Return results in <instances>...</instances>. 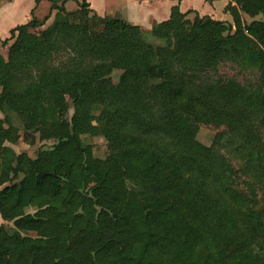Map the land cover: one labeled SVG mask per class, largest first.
I'll use <instances>...</instances> for the list:
<instances>
[{
	"label": "trees",
	"instance_id": "1",
	"mask_svg": "<svg viewBox=\"0 0 264 264\" xmlns=\"http://www.w3.org/2000/svg\"><path fill=\"white\" fill-rule=\"evenodd\" d=\"M48 1L44 19L33 15L2 41L0 215L14 227L0 224V264H264V146L251 128L264 126V0H231L233 21L176 4L150 28L101 16L88 0L76 10ZM226 63L255 74L248 102L194 111L192 93H242L221 74ZM100 104L113 116L97 113ZM11 113L55 143L17 153ZM202 124L218 129L208 144ZM85 134L116 148L100 158ZM242 231L248 246L224 254L218 238Z\"/></svg>",
	"mask_w": 264,
	"mask_h": 264
},
{
	"label": "rangeland",
	"instance_id": "2",
	"mask_svg": "<svg viewBox=\"0 0 264 264\" xmlns=\"http://www.w3.org/2000/svg\"><path fill=\"white\" fill-rule=\"evenodd\" d=\"M124 1L125 0H92V7L98 13H101L100 11L101 9L99 8V5H101L104 2L103 9L107 11L106 14L115 15L118 13H122L123 16H126L122 11L124 7L123 5ZM32 3H30L29 1L24 2L19 5L18 9L15 8L14 10H12L11 13L8 12L2 15L0 14V34L2 36L3 34H5L6 30L9 29V27L24 22L23 18L25 17V14L28 13V10L30 8L29 6ZM134 3H136V0H134ZM202 3H203L202 0H188L186 2H183L181 8L183 10H186L188 7L191 6L195 9L203 10L204 7ZM40 5L41 2L34 9L35 12L32 15H37L40 19H44L50 12L49 9L43 10V8L40 7ZM33 6L34 5H32V7ZM66 7L68 9H74L78 7V4L76 0H73L68 2L66 4ZM204 9L207 10V13H211L215 17H220V18L222 17V19L225 20V16L223 15L225 11H223L221 7L216 8L213 7L211 4V7L210 6L205 7ZM199 13L202 16V13L200 11ZM227 13H228L227 17L229 16L230 21H233L231 14L229 12ZM244 18L245 21L247 20V22H250L253 19L261 20L263 19V16L260 14L255 18H253L248 16L247 14H244ZM52 20H53V15L43 27L49 25L52 22ZM9 36L10 33L5 38H0V53H3L4 55L7 54L8 46H4L2 44V40L8 38ZM147 38L148 40L154 42L155 44H159L163 42L162 39L156 38L153 35H148ZM11 42H13V40H10V43ZM121 72H122L121 70L114 71V73L112 74V78L114 82L118 81ZM220 72L225 76L238 78L243 83L244 86L242 93H240L237 96L223 95L216 98H208L196 93H192L190 95V104L194 111L217 110V109H230L234 111H241L245 106V104L248 102L249 98L251 97L256 87L258 86V82L255 77V74L249 70L245 71V73H241L240 68L236 64L226 63L220 67ZM151 88H152V92L157 96L161 95L162 92L164 91L163 84L159 82L154 83ZM67 99L69 101V106H70L69 118H71L74 113V109L72 106L73 98L71 96H67ZM96 111L97 113L108 117H112L114 114L113 107H109V106L107 107L101 104L96 108ZM10 119L12 123L19 128L20 136L16 143H8V145L11 146L17 153L26 152L31 157H35L40 148L47 147L55 143L54 139L41 140L39 133H33L24 130L17 114L11 113ZM42 123L43 124L46 123V117L44 111L42 112ZM251 128L259 143L264 146V126L261 125L260 123L253 122L251 123ZM217 131L218 129L215 127L202 124L199 129L198 138L202 142L208 144L209 142L212 141ZM83 140L85 143L90 144L93 147L94 154L100 158H105L111 150L116 148L115 143L107 141L106 138L102 135L85 134L83 135ZM29 211L34 212L35 209H30ZM0 224L5 225L9 230H12L14 227L13 222L3 220L1 215H0ZM35 239L39 243L43 242V240L40 237L36 236ZM218 243L224 254H234L237 250L248 246L249 236L246 232L242 231L234 238H228L224 236L219 237Z\"/></svg>",
	"mask_w": 264,
	"mask_h": 264
},
{
	"label": "crops",
	"instance_id": "3",
	"mask_svg": "<svg viewBox=\"0 0 264 264\" xmlns=\"http://www.w3.org/2000/svg\"><path fill=\"white\" fill-rule=\"evenodd\" d=\"M29 1L30 3H32L29 7L28 13L25 14V17L23 18V23L28 22L32 17H33V13L35 12V8L38 6V4L41 2L40 7L43 8V10H47L50 9V2L48 0H0V14H4V13H11L12 10H14L15 8L18 9L19 5ZM73 1V0H69L68 2ZM82 0H76L78 7L74 8V9H67L68 10H76L79 8V2H81ZM90 2L91 8L98 13L93 7H92V0H88ZM188 0H136V3H134V0H125L123 5V13L126 16H123L122 13H118L115 15H108L106 14L107 11L103 9V3L101 5H99V8L101 9V13H98L101 16H121L124 19H126L127 21H129L132 24H138L141 25L143 27L146 28H150L153 24V22L157 21V22H161L164 21L166 19L169 18L170 13H171V8L172 6L178 4L180 6V9L182 11H188L190 9H194L196 11H200L202 13V16L204 15H210L213 18L215 16H213V14L211 13H207V10H205V7H211V4L213 7H221L223 11H225V7L226 5L231 1V0H213V1H207V0H202L203 3V10H198L195 9L193 7H188L186 10H183L181 8L183 2H186ZM66 2V4L68 3ZM210 4V5H209ZM32 5H34L32 7ZM66 6V5H65ZM145 9V10H143ZM55 13V12H54ZM53 13V16H54ZM200 14V13H199ZM225 16V20L230 21L229 16L227 17L228 13L225 11V13L223 14ZM31 16V17H30ZM37 16V15H35ZM38 17V16H37ZM29 18V19H27ZM39 18V17H38ZM217 19H222V17H215ZM130 19V20H129ZM223 20V19H222ZM22 24V23H19ZM9 27L8 30H6L5 34H3V36L0 34V38H5L6 36H8V34L10 33L11 29L16 27L17 25ZM10 37V36H9ZM4 40V39H3ZM2 40V41H3ZM8 52V50H7ZM3 54V53H1ZM4 55V54H3Z\"/></svg>",
	"mask_w": 264,
	"mask_h": 264
}]
</instances>
